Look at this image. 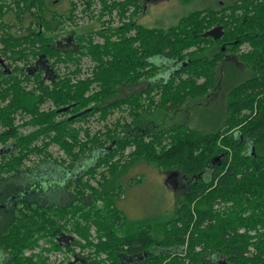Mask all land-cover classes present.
Masks as SVG:
<instances>
[{"label":"trees","instance_id":"16d2710c","mask_svg":"<svg viewBox=\"0 0 264 264\" xmlns=\"http://www.w3.org/2000/svg\"><path fill=\"white\" fill-rule=\"evenodd\" d=\"M12 1L0 0V105L8 101L0 107V264H47L45 250L33 261L25 258V250L43 240L61 250L56 241L61 234L89 240L92 227L99 237L96 250L111 264H264V0H224L182 16L167 29L136 22L143 13L139 0H99L100 13L118 9L121 17L134 6L130 22L80 35L71 30L62 40L55 38L67 20L74 22L75 0L65 10L54 9L50 18L49 1L60 6L53 0ZM84 4L82 13L92 7L89 0ZM12 26L27 34H11ZM217 26L225 28L221 40L204 36ZM41 27L48 33H40ZM51 43L60 47L52 49ZM245 45L247 52L241 50ZM38 55H46L49 63L45 74L33 75L29 69ZM158 57L169 64L150 61ZM84 58L93 62L95 73L72 84L70 71L80 76ZM235 69L242 78L226 87L215 131L186 124L168 129L133 125L142 113H175L190 99L210 96L233 78ZM32 81L36 89L26 85ZM147 81L143 90L118 97L122 87ZM48 101L56 109L41 112ZM120 109H128L133 122H118L93 137L86 130V140L81 138L77 123L96 115L107 121ZM20 111L31 116L25 126L37 127L31 134L21 135L14 124ZM51 145L68 160L52 159ZM33 156L42 161L25 166ZM139 162L168 174L177 171L188 180L175 216L163 224L129 220L119 207L125 194L121 177ZM52 163L57 169H50ZM45 183L66 199L45 201ZM219 203L231 206L218 211Z\"/></svg>","mask_w":264,"mask_h":264},{"label":"rangeland","instance_id":"374dc122","mask_svg":"<svg viewBox=\"0 0 264 264\" xmlns=\"http://www.w3.org/2000/svg\"><path fill=\"white\" fill-rule=\"evenodd\" d=\"M75 1L77 2L78 10L74 22L67 20L65 24V30L61 31L55 39L62 40V38L71 30H75L77 34L80 35L85 34L88 31H100L101 29L107 27L114 28L116 24L130 22L131 16L135 12V7L130 6L129 11L124 17H121L118 9L113 10L112 13H109V11H107L106 13H100L101 5L99 3V0H89L92 4L91 9L86 11V13H82V10L85 8L84 2L86 0ZM213 6V0H195L188 4H184L179 0H175L172 2H160L157 4H153V6H149L148 11L145 15H143V13H140L136 18V22L149 28L167 29L168 27L177 24L182 16L197 10L211 8ZM64 7L65 4L61 2L60 6H55L54 9L59 11L63 10ZM66 7H68L67 4ZM115 12H119V21L117 19V16H114ZM110 14H112L111 18L109 17ZM20 30L21 27L16 28L17 36H24L27 34V31L23 30L22 33H20ZM94 39L96 43H99L101 38L95 36ZM17 48L18 50H23L22 46H18ZM245 49V47L241 48V50ZM150 61L157 66H167L169 64L167 59L162 57L152 58L150 59ZM87 62V58H84L82 60L81 65L83 66V69L80 76L76 77L73 74V70L70 71V75L74 77L71 79L72 84H77L80 81H85L92 78L95 73V65L93 64V62L89 64H87ZM21 65H23L22 62L20 63V66ZM68 70L69 68L64 72L66 74V77ZM231 71L233 78H228L227 76L228 80H225V85L222 88H219L212 92L210 96L196 100L190 99L180 111L175 113H167L162 111L142 113L140 114L139 118L134 120L133 125L139 128L143 127L145 129H168L173 127L174 125L186 124L193 129L201 131H215L214 129H216L220 125L222 121L221 119L223 118L225 106L224 101L228 93L226 87L228 88V86L234 84L236 81H240L242 78L239 70L235 69ZM18 79H22L20 75ZM147 84L148 81L146 83H142L139 86H134L131 88L122 87L119 90L118 97H123L132 92L143 90L147 86ZM26 85L30 89H36L33 88L35 87L33 81ZM94 88L97 87L94 86ZM7 103L8 101L4 102L2 105H0V107H3ZM55 109L56 107L53 102L48 101L41 106L40 111L47 113ZM128 113V109H120L116 110L113 115L109 116L107 121L100 120V116L96 115L87 120V122H80L75 126L82 129L81 138L83 140H86V130L90 132V137H93L94 135L99 134V132H105L106 127L114 129L115 124H117L118 122L121 125L133 122V118ZM30 118L31 116L25 115L21 111L15 114L14 124L19 128L18 131L21 135L31 134V132L34 131L35 128H37L32 125H24L25 122ZM118 130L121 133L124 129L122 130L121 127H118L117 131ZM11 142L12 140L9 141V143ZM41 144L42 142L36 143V145L38 146H40ZM0 149H2L1 144ZM134 149L135 148L133 147L127 149L125 154L128 155ZM48 151L51 154L52 159L68 160L66 155L64 154V151L55 145H51L48 148ZM1 160L2 159L0 158V163ZM86 160V162H82V166L84 163H89V161H91L90 158ZM41 161L42 157L33 156L29 161L24 163V165L32 168L38 165ZM82 166H79L78 169H80V167ZM49 167L50 169H57L53 165V163L50 164ZM43 174H48V176L52 175V173L50 172H45ZM59 176L60 175L58 173V177H56L54 180L55 182L59 181ZM64 176L66 179H70V177H67V173H65ZM168 176V173H165L155 165H151L146 162H139L123 173L121 177V183H123L125 186V194L123 196V199L119 202V207L124 211L129 220L138 221L148 218L155 224H163L175 216L176 210L178 208V203L182 200V194L184 193L185 188H179L178 186L176 191L170 190L165 185V181ZM130 182L133 183L131 184ZM93 184L95 185V182ZM43 185L44 190L42 191L41 197H43L45 201H49L51 199L52 201L62 202L64 199H66V195H61V198L59 196V193H57L55 189L49 188L46 183ZM230 206L231 203H219L216 204L214 209L223 211ZM65 233L70 235L68 232ZM71 235H73V237L75 236V241L71 243L69 247H62L61 250L51 249V243H47L43 240L39 242V245L37 247L25 250L24 256L25 258H32L33 261V256L36 257L41 255L38 254L39 250H45L42 253L43 257L45 253L53 257L62 256V260L65 262V264H68L70 261L74 260L75 256L76 260L72 264H91V262L94 264H111V261L106 253L98 252V250H96L99 244V237L97 229L95 227H92L91 229L89 240L82 239L77 234ZM56 241L58 242V238ZM88 242H90L91 245ZM79 248L80 250H77ZM35 250H37L36 255H34ZM81 255H87L89 258H81ZM1 257L2 254L0 252V258ZM55 262L58 263V260H55Z\"/></svg>","mask_w":264,"mask_h":264},{"label":"flooded vegetation","instance_id":"af4514ba","mask_svg":"<svg viewBox=\"0 0 264 264\" xmlns=\"http://www.w3.org/2000/svg\"><path fill=\"white\" fill-rule=\"evenodd\" d=\"M18 1L19 0H16V2L15 1H12V3L14 2V4H17L18 3ZM60 1L61 2H63L64 4H65V7H64V10L66 9V4L69 6V4H70V0H53V2H55V4H57V3H59V5H60ZM140 1V3H141V6H142V8H143V15H145L146 13H147V11H148V8H149V6H153V4H157V3H160V2H172V1H175V0H139ZM253 2H257V1H259V2H262V0H252ZM8 3H11V1H8ZM225 2H224V0H213V4H214V6H216V5H218V4H220V5H223ZM49 4H51V6L54 4V3H52L51 1H49ZM51 6H49V8H48V10L46 11V16L47 17H52L53 16V10H54V5H53V8L51 7ZM215 9H216V7H215ZM216 13H214V15H215ZM217 15V17H222V13H219V14H216ZM12 17V14L11 13H9L8 15H7V17H5V21H6V23L10 20V18ZM128 23V22H127ZM125 23H122V25H124ZM119 27H121V26H119ZM217 27H222L223 28V33H225V28H224V26H217ZM16 26L14 27V26H12L11 28H9L8 29V31L11 33V34H14V35H16L17 36V33H16ZM216 28V27H215ZM35 30H37V29H35ZM22 31L23 30H20V33H22ZM25 31H26V29H25ZM40 33H45V34H47L48 32H46V31H44V27H41V30L39 31ZM224 36V35H223ZM18 37H22V36H18ZM223 38V37H222ZM221 38V39H222ZM220 39V40H221ZM54 43V42H53ZM53 43H51V44H49L50 46H51V48L53 49V47L55 46V47H60V43L58 44V45H55V44H53ZM243 47H245L246 49L245 50H242L243 52H247V51H249L250 50V48H249V46L248 45H245V46H243ZM64 49H68V46H67V48L65 47ZM36 50L37 51H39L40 50V46H37L36 47ZM47 56L46 55H42V56H40L39 57V55H38V58L36 59V60H34V64H33V66L29 69V72L30 73H33V75L34 74H38V73H44L45 74V71H46V66H47V62L49 63V60H48V58H46ZM18 68H20V70H22L23 68L22 67H20V66H18ZM173 172V171H172ZM172 172H170V173H172ZM177 182H178V186H179V188H187V186H188V180H187V178L186 177H184L183 175H181L180 173H179V177L177 178ZM73 236V235H72Z\"/></svg>","mask_w":264,"mask_h":264},{"label":"water","instance_id":"95a60500","mask_svg":"<svg viewBox=\"0 0 264 264\" xmlns=\"http://www.w3.org/2000/svg\"><path fill=\"white\" fill-rule=\"evenodd\" d=\"M223 35L224 33L222 27L213 28L212 30L204 34L205 37H211L214 40H220L223 37ZM62 111H67V108ZM178 177H179V172L173 171L172 173L169 174L168 178L166 179L165 185L170 190L176 191L178 188V182H177ZM74 241L75 238L72 235H68L66 233H63L58 237V242L61 247H69L71 243H73Z\"/></svg>","mask_w":264,"mask_h":264},{"label":"built area","instance_id":"2783aa9c","mask_svg":"<svg viewBox=\"0 0 264 264\" xmlns=\"http://www.w3.org/2000/svg\"><path fill=\"white\" fill-rule=\"evenodd\" d=\"M114 16H117V19H118V21H119L118 13H117V12L114 13ZM119 26H122V23H120V24H116V25H115V27H119ZM74 237H75V236H74ZM77 250H80V248L77 249ZM36 252H37V250L34 251V255H36ZM38 254H41V250H39V253H38ZM44 257L47 259L48 264H65V262L62 260V259H63L62 256L53 257V256L47 255V254L45 253V254H44ZM80 257H81V258H89L87 255H81ZM55 260H58V263H56ZM75 260H76V256H75L74 260L70 261L68 264H72V263H74Z\"/></svg>","mask_w":264,"mask_h":264}]
</instances>
